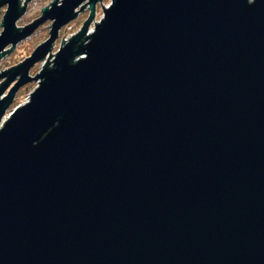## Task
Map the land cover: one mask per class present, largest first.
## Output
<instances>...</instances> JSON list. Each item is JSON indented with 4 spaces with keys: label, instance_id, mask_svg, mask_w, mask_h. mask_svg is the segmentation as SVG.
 Returning <instances> with one entry per match:
<instances>
[{
    "label": "water",
    "instance_id": "95a60500",
    "mask_svg": "<svg viewBox=\"0 0 264 264\" xmlns=\"http://www.w3.org/2000/svg\"><path fill=\"white\" fill-rule=\"evenodd\" d=\"M22 1L0 60L52 24L0 71V264H264V0H111L88 35L103 0Z\"/></svg>",
    "mask_w": 264,
    "mask_h": 264
},
{
    "label": "rangeland",
    "instance_id": "374dc122",
    "mask_svg": "<svg viewBox=\"0 0 264 264\" xmlns=\"http://www.w3.org/2000/svg\"><path fill=\"white\" fill-rule=\"evenodd\" d=\"M53 0H30L28 2V6L26 9L25 14L17 21V27H24L29 23H32L33 20L37 19L41 16V11L44 7H47ZM25 0L22 1V4H24ZM111 0H103L102 3L96 5V16L94 19V22L91 23L87 35L93 31V27H95V22L99 21L101 19V16L103 15V7H106L109 5ZM83 4H86L83 3ZM82 4V5H83ZM102 4V5H101ZM88 7V6H86ZM7 6H3L0 10V24L2 20V16L4 12L6 11ZM79 10V9H78ZM89 17V10L86 8L84 11H82L77 19L71 21L68 25L61 28L59 31V35L57 40L53 43L52 49L50 51L51 54H53L50 58H48L49 54L46 57L49 61H52L55 57V54L59 50L61 46H63V43L61 45V41L64 40V43H67L69 38L72 35H75L82 27L83 23L85 22L86 18ZM52 21L48 20L41 24L33 34H31L28 38L21 41L16 45V47L8 53H6L3 58L0 60V71L7 70L8 68L17 65L20 62H23L25 58L30 57L32 52L35 50V48L40 45L41 43L45 42L49 38V31L51 29ZM48 26V27H47ZM2 31V28L0 26V33ZM8 54V55H7ZM46 61L40 62L32 66L29 70V76L34 77L36 73L38 74L40 70L43 68V65L46 63ZM53 62V61H52ZM52 62H50V66L52 65ZM5 79H0V82L4 81ZM39 81H32L20 88L18 91L15 100L13 104L10 106L9 110L6 113V116H8L11 111H13L16 107L22 105L24 102H26L29 99V96L31 92L35 89V87L38 85ZM14 83L10 86L12 87ZM8 91V90H7ZM6 94V92H5Z\"/></svg>",
    "mask_w": 264,
    "mask_h": 264
},
{
    "label": "flooded vegetation",
    "instance_id": "af4514ba",
    "mask_svg": "<svg viewBox=\"0 0 264 264\" xmlns=\"http://www.w3.org/2000/svg\"><path fill=\"white\" fill-rule=\"evenodd\" d=\"M27 6H28V5H27ZM47 6H48V5H47ZM41 15H42V11H41ZM49 32H50V31H49ZM49 36H50V35H49ZM2 83H3V82H2ZM2 83H1V84H2ZM1 84H0V85H1ZM10 88H11V87H10ZM10 88H9V89H10ZM9 89H8V91H9ZM8 91H6L5 96L7 95V92H8Z\"/></svg>",
    "mask_w": 264,
    "mask_h": 264
},
{
    "label": "built area",
    "instance_id": "2783aa9c",
    "mask_svg": "<svg viewBox=\"0 0 264 264\" xmlns=\"http://www.w3.org/2000/svg\"><path fill=\"white\" fill-rule=\"evenodd\" d=\"M44 63V62H43Z\"/></svg>",
    "mask_w": 264,
    "mask_h": 264
}]
</instances>
